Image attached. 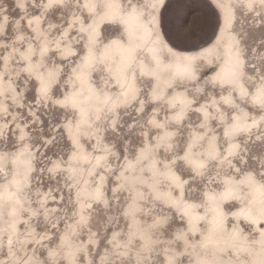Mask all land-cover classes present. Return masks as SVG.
<instances>
[{"label": "rangeland", "instance_id": "374dc122", "mask_svg": "<svg viewBox=\"0 0 264 264\" xmlns=\"http://www.w3.org/2000/svg\"><path fill=\"white\" fill-rule=\"evenodd\" d=\"M93 1L90 9L86 0H0V191L11 192L0 195V264H220V249L201 238L209 192L218 194L228 179L240 181L238 198L249 195L246 180L264 188V97H253L264 82V0H117L122 14L91 37L107 3ZM216 3L230 23L221 32ZM241 4L252 13L236 15ZM131 9L162 41L170 43L163 33L174 40L182 58L191 53L192 75L172 74L174 54L164 43L160 81L141 74L136 60V95L121 97L100 53L113 39L131 41L122 17ZM229 45L243 62L239 81L226 84L216 73ZM138 54L153 66L143 49ZM81 66L101 94L116 97L114 108L76 110L67 97ZM164 78L170 83L162 85ZM177 94L186 97L185 108ZM189 149L199 163L186 156ZM155 189L177 199L182 191L202 214L195 231ZM237 206L222 205L226 229L235 226L230 210ZM236 228L253 250L227 252L226 259L249 262L255 229L247 221Z\"/></svg>", "mask_w": 264, "mask_h": 264}, {"label": "bare ground", "instance_id": "6f19581e", "mask_svg": "<svg viewBox=\"0 0 264 264\" xmlns=\"http://www.w3.org/2000/svg\"><path fill=\"white\" fill-rule=\"evenodd\" d=\"M61 0H49V3H58ZM88 2V8L92 9L94 7L93 0H86ZM215 2V0H212ZM242 2V1H241ZM218 11L222 14L223 23L219 32L226 30L230 23L229 19L226 18V13L223 14L224 9L220 8L218 3H216ZM240 9H243L241 12L236 11V15L241 13H252L246 9L245 5L241 4ZM122 14L120 9L119 2L117 0H107L106 8L101 13L99 17H95L92 21V27L94 32L91 34V37H94L95 34L99 31V26L102 21L107 19V22L116 21L118 15ZM218 14V13H217ZM224 15V16H223ZM253 14H251L252 16ZM241 17L243 15H240ZM125 20V25L129 37L127 41H122L120 39H113L112 41L103 45L100 55L105 56L109 59L108 64L111 66V73L114 74L113 80L117 83L120 89L121 97L127 95L128 92H132L134 97L136 95V84L133 76L132 65L137 60V65L139 71L143 75L155 76L157 79H161V74L159 72L160 67L163 65L161 60V50L165 43L166 47L174 54V61L172 64V74L177 75H187L193 74V68L189 57L191 53L184 52L186 58H182L181 54L168 42L162 41V38L153 33V28L149 23L148 19L141 15L137 10L131 9L124 13L122 16ZM219 17V15H218ZM220 20V18H219ZM160 23V22H159ZM161 27V25H160ZM163 33V30H162ZM164 37L167 39L166 35L163 33ZM90 37V36H89ZM228 40H231V35H228ZM137 38V41L134 40ZM90 39V38H89ZM171 39V38H170ZM168 40V39H167ZM172 40V39H171ZM169 41V40H168ZM94 42V41H93ZM90 42V44H93ZM170 42V41H169ZM175 46V45H174ZM143 49V52L149 56V59L153 62V66L149 67L146 59L143 56H140L138 53ZM196 49V48H195ZM194 50V49H193ZM84 62L90 63L94 60L95 52L93 47H89L85 53ZM243 56L239 50H236L230 45L226 48L225 59L217 75L219 78L224 81L226 84H231L239 81L240 72L242 69ZM85 63V65H86ZM88 66V65H87ZM77 78L79 80V85L74 88L69 94L68 97L72 103L76 106V110L80 113L88 111L89 106H94L96 108V113L101 110L104 106L115 107L117 104L116 97L113 96L110 92L101 94L98 89L93 85L92 81L89 78L88 68L81 66L77 71ZM263 75L264 79V64L263 68L260 70V74ZM161 77V78H159ZM191 77V76H190ZM162 85L169 84L166 78L162 79ZM160 81V80H159ZM245 85H241L240 89L244 91ZM163 94L161 91L156 92V96ZM257 95L264 97V82L262 85L257 86L254 90L253 97ZM176 97L180 100V108H185L186 97L181 94H177ZM184 104V105H183ZM177 115H182L183 112L178 110ZM84 114H81L83 116ZM190 161L199 163L200 160L194 156V154L189 149L186 155ZM103 155H98L95 157V161L98 162ZM85 159L84 157H82ZM150 164H153V161H149ZM165 176L168 178L169 182L180 188L181 181L178 179L177 173L171 168L166 169ZM171 179V181H170ZM22 181L21 178H16L14 180V190H18L21 187ZM246 187L249 190V195L246 199L238 198L237 195H240L239 188H241L240 181L234 179H228L225 181L224 188L218 193L213 194L209 192L208 202L211 208V213L209 214L208 228L204 232L202 242L212 245L214 248H219V252L216 259L221 255L222 260L220 264H264V188L261 183L255 180L254 178L246 180ZM182 190V189H181ZM158 192L157 189L154 190V193H161L162 196L166 197L167 202L171 203L175 208L179 209L183 215L190 218V229L192 231L196 230L195 223L201 220L202 214L198 212L195 208H192V205L185 201L182 197V191H180V196L177 198L167 197V193ZM0 195H10L11 192L7 189L0 191ZM18 199V197H15ZM235 201L238 203L236 209L230 210L232 212L231 222L235 226L231 229L229 227L226 229V213L223 211L222 205L227 202ZM240 215L243 219H240ZM231 218V217H230ZM229 218V219H230ZM242 221H247L251 227L255 229V234L257 238V243L254 245L255 249L252 253L251 260L235 262L230 259H226L227 252H235L236 254H243L248 250L253 248L246 242V238L237 230V224ZM230 247V248H229ZM234 253V254H235ZM203 262H207L205 259ZM207 264H216V260L208 261Z\"/></svg>", "mask_w": 264, "mask_h": 264}, {"label": "water", "instance_id": "95a60500", "mask_svg": "<svg viewBox=\"0 0 264 264\" xmlns=\"http://www.w3.org/2000/svg\"><path fill=\"white\" fill-rule=\"evenodd\" d=\"M239 10H243V9H240L239 8ZM242 14V13H241ZM217 17H218V15H217ZM218 25H219V17H218V24H217V26L215 27V29L213 30V33H212V35H211V37L209 38V40L208 41H210L214 36H215V34H216V32H217V27H218ZM166 35V34H165ZM166 37H167V39L170 41V43H172V44H174V45H176V46H178L177 45V43L174 41V40H171L167 35H166ZM207 41V42H208ZM179 47V46H178ZM192 47H197V46H192Z\"/></svg>", "mask_w": 264, "mask_h": 264}]
</instances>
